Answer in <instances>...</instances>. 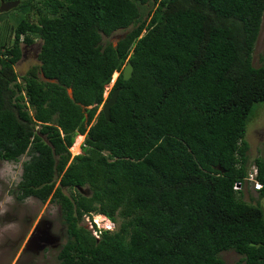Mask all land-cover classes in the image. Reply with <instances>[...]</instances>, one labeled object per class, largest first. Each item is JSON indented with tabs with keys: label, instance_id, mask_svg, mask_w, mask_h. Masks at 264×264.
Returning <instances> with one entry per match:
<instances>
[{
	"label": "trees",
	"instance_id": "trees-1",
	"mask_svg": "<svg viewBox=\"0 0 264 264\" xmlns=\"http://www.w3.org/2000/svg\"><path fill=\"white\" fill-rule=\"evenodd\" d=\"M9 1L18 4L0 14V161L28 157L15 201L57 206L56 264H223L224 251L264 264V188L248 201L233 190L250 166L264 186V160H249L245 140L264 103V66L251 65L264 0L0 3ZM117 31L115 44L101 43ZM35 39L38 65L18 77ZM117 88L106 121L97 110ZM95 215L116 228L92 224L95 238L82 223Z\"/></svg>",
	"mask_w": 264,
	"mask_h": 264
},
{
	"label": "rangeland",
	"instance_id": "rangeland-1",
	"mask_svg": "<svg viewBox=\"0 0 264 264\" xmlns=\"http://www.w3.org/2000/svg\"><path fill=\"white\" fill-rule=\"evenodd\" d=\"M10 11L0 13L3 14L1 17L11 16ZM121 35L122 32L117 31L107 39L101 37V43L103 44V40H105L115 44ZM39 46L40 41L35 39L30 47L21 48L25 50L26 56L18 60L13 66L18 77L22 76L27 69L38 65L37 58L33 57V54L34 52L38 54ZM251 65L254 68L264 66V12L251 53ZM114 74L109 84L104 87V99L117 76V73ZM37 78L43 81L40 74L37 75ZM100 107L101 105L98 107V112ZM251 117L245 128V140L249 145L248 157L250 161L255 157L264 160V103L255 104ZM78 136L82 137L83 140L82 135H77L74 137L73 142ZM81 143L82 141L77 147V153L71 150L72 147L69 148L71 157L80 154ZM27 158L26 155H23L17 162L0 161V264H56L57 251L64 242V235L58 221L57 206L48 200L42 204L32 198L17 202L12 194V190L20 178L21 163ZM63 192L66 193V191ZM248 196L256 200V195L250 193L249 190L248 193L244 192L243 200L248 201ZM258 203L264 212V198L259 199ZM93 219L100 230H113L116 228V224L110 222L109 224L103 217L93 216ZM82 223L86 225L84 220ZM46 224L49 225L46 226ZM36 226L39 228L48 227L49 235L56 241L44 245L41 249H36L43 244V241L35 240L32 247H28L27 243ZM219 258L223 261V264H236L240 259L232 251L221 252Z\"/></svg>",
	"mask_w": 264,
	"mask_h": 264
},
{
	"label": "water",
	"instance_id": "water-1",
	"mask_svg": "<svg viewBox=\"0 0 264 264\" xmlns=\"http://www.w3.org/2000/svg\"><path fill=\"white\" fill-rule=\"evenodd\" d=\"M17 4H18V1L1 2L0 3V13L8 12V10L15 8ZM131 71H132V67L130 63H126L121 70V78L123 81H127L130 78ZM118 91H119L118 88L113 90L110 96L101 104L99 112L102 114V116L104 117L106 121L109 120V109L115 103ZM78 191L82 195H84L86 194L87 190L78 188ZM48 225L49 224H47V226ZM40 233H41V238L39 239V241L42 240L43 244L38 246L36 249H41L44 245L51 244L52 242L54 243L56 241L52 236L49 235L48 227H46L45 229H41ZM30 240L34 242L33 238L29 239V241Z\"/></svg>",
	"mask_w": 264,
	"mask_h": 264
},
{
	"label": "built area",
	"instance_id": "built-area-1",
	"mask_svg": "<svg viewBox=\"0 0 264 264\" xmlns=\"http://www.w3.org/2000/svg\"><path fill=\"white\" fill-rule=\"evenodd\" d=\"M22 38L23 36L20 35L19 36V42L22 41ZM79 147V146H78ZM255 176H256V169L254 166H250L247 170V175L246 177L243 179V182L242 184L240 183H235L233 185V190L234 191H238V190H241V192H245V188L249 190L250 193H253V194H257V192H259L262 188H264V186L260 183H258L256 180H255ZM83 220L84 222L86 223V226L87 228L92 232V235L95 237V238H98V235H99V232L98 231H94L92 229V224L95 225V227L97 228L96 226V222L95 220L93 219V216L91 218H88L87 216H83ZM98 229V228H97ZM100 230V229H98Z\"/></svg>",
	"mask_w": 264,
	"mask_h": 264
},
{
	"label": "flooded vegetation",
	"instance_id": "flooded-vegetation-1",
	"mask_svg": "<svg viewBox=\"0 0 264 264\" xmlns=\"http://www.w3.org/2000/svg\"><path fill=\"white\" fill-rule=\"evenodd\" d=\"M39 49V48H38ZM25 50L24 49H21V55H20V59L19 60H21V59H23V58H25V52H24ZM33 57H35V58H37V54L34 52V54H33ZM45 224V223H44ZM46 226H47V224H46ZM41 229H45V227L43 226V228H39L38 226H36L35 227V229H34V231L32 232V234H31V237H30V239L31 238H33L34 239V241L35 240H39L40 238H41V233H40V231H41ZM40 236V237H39ZM31 242V243H30ZM32 245H33V241H29V243H28V247H32Z\"/></svg>",
	"mask_w": 264,
	"mask_h": 264
},
{
	"label": "bare ground",
	"instance_id": "bare-ground-1",
	"mask_svg": "<svg viewBox=\"0 0 264 264\" xmlns=\"http://www.w3.org/2000/svg\"><path fill=\"white\" fill-rule=\"evenodd\" d=\"M80 141H82V137L78 136V137L76 138V140H75L73 146H72V149H71L73 152L77 153V151H78V150H77V147H78ZM99 217H101V216H99ZM101 218H102V217H101ZM97 222H98V221H97ZM28 243H29V241H28ZM28 243H27V245H28ZM30 243H31V242H30Z\"/></svg>",
	"mask_w": 264,
	"mask_h": 264
},
{
	"label": "clouds",
	"instance_id": "clouds-1",
	"mask_svg": "<svg viewBox=\"0 0 264 264\" xmlns=\"http://www.w3.org/2000/svg\"><path fill=\"white\" fill-rule=\"evenodd\" d=\"M80 149V148H79ZM95 216H98V215H95ZM102 217V216H101ZM104 218V217H103ZM105 219V218H104ZM106 220V219H105ZM108 221V220H107ZM108 223H109V221H108ZM110 224V223H109ZM112 224V223H111ZM105 230H109V229H105Z\"/></svg>",
	"mask_w": 264,
	"mask_h": 264
},
{
	"label": "crops",
	"instance_id": "crops-1",
	"mask_svg": "<svg viewBox=\"0 0 264 264\" xmlns=\"http://www.w3.org/2000/svg\"><path fill=\"white\" fill-rule=\"evenodd\" d=\"M30 47V46H29Z\"/></svg>",
	"mask_w": 264,
	"mask_h": 264
}]
</instances>
